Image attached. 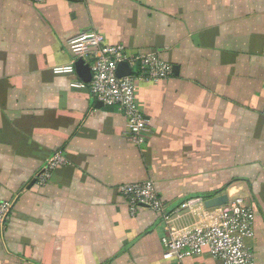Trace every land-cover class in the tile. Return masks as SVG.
<instances>
[{
    "label": "crops",
    "instance_id": "obj_1",
    "mask_svg": "<svg viewBox=\"0 0 264 264\" xmlns=\"http://www.w3.org/2000/svg\"><path fill=\"white\" fill-rule=\"evenodd\" d=\"M87 31L170 65L136 85L141 147L119 108L71 86L88 65L68 42ZM147 180L163 210L130 215L118 188ZM235 198L264 264V0H0V264H221L166 260L161 238L217 224Z\"/></svg>",
    "mask_w": 264,
    "mask_h": 264
},
{
    "label": "built area",
    "instance_id": "obj_2",
    "mask_svg": "<svg viewBox=\"0 0 264 264\" xmlns=\"http://www.w3.org/2000/svg\"><path fill=\"white\" fill-rule=\"evenodd\" d=\"M32 1L41 3L46 0ZM68 43L71 52L84 59L90 71L88 83L72 82L71 86L87 87L102 105L119 108L125 118L126 138L135 147L143 146L150 129L136 102V85L138 82L166 79L171 75L170 65L155 53L129 56L123 46L107 45L103 37L93 31L81 33ZM122 62L127 63L130 74L119 77L117 68ZM64 70L70 71L66 67ZM64 162L61 153L55 152L37 173V184L44 186L50 179L52 170ZM118 191L124 198L130 215H134L142 207L158 213L163 210L151 180L123 184ZM192 202L183 203L180 207L187 208ZM11 206V202H0L1 227L8 218ZM253 223V210L245 205L242 199L235 198L221 211L217 224L190 230L179 237L173 236L172 233L163 236V258L181 261L186 257L200 255L207 249L212 259L220 261L221 264H255L249 243L254 235Z\"/></svg>",
    "mask_w": 264,
    "mask_h": 264
},
{
    "label": "water",
    "instance_id": "obj_3",
    "mask_svg": "<svg viewBox=\"0 0 264 264\" xmlns=\"http://www.w3.org/2000/svg\"><path fill=\"white\" fill-rule=\"evenodd\" d=\"M75 67H76V72L80 75L82 80L84 82L88 83L90 80L89 68L83 64L82 60H78L75 63ZM129 74H130V68L128 67L127 63H125V62L119 63L118 68H117V76L121 77V76H127ZM211 204L212 205L213 204H215V205L220 204V199H216L215 203L212 202Z\"/></svg>",
    "mask_w": 264,
    "mask_h": 264
}]
</instances>
